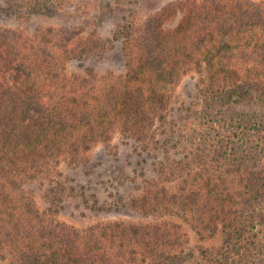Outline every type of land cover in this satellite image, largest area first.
Masks as SVG:
<instances>
[{"label": "rangeland", "instance_id": "rangeland-1", "mask_svg": "<svg viewBox=\"0 0 264 264\" xmlns=\"http://www.w3.org/2000/svg\"><path fill=\"white\" fill-rule=\"evenodd\" d=\"M176 1L182 0H0V52L67 51L63 71L79 87L101 84L106 95H113L115 85L118 90L115 109L120 112L110 137L98 139L77 159L65 157L52 164L50 179L37 176L28 182L41 209L81 229L105 225V237L114 245L115 233L124 227L167 222L179 234L174 238L179 244L171 248L178 253L174 264H219L235 253L232 242L264 236V94L252 91L238 102L218 106L212 120L198 85L202 74L192 69L167 87L162 111L153 112L146 99L150 84L142 81L143 75L139 81L128 77L117 31L127 24L142 27L150 15L173 5L175 15L160 22L168 33L184 17ZM204 1L247 6L252 0ZM196 6H190L193 14L199 13ZM182 37L176 34L174 40ZM138 87L144 93L141 106L152 118L134 131L133 124L122 122L128 110L123 99ZM216 149L225 150L229 158L222 160ZM150 185L168 201L146 212ZM252 189L258 191L256 218L247 220L245 235L231 237L233 211L239 219L246 217ZM55 191L62 192L59 198H53ZM222 204L226 212H221ZM14 242L0 253V264H18L10 256ZM132 245L125 252L136 257L135 264H150L143 257V244H134L136 251Z\"/></svg>", "mask_w": 264, "mask_h": 264}, {"label": "trees", "instance_id": "trees-1", "mask_svg": "<svg viewBox=\"0 0 264 264\" xmlns=\"http://www.w3.org/2000/svg\"><path fill=\"white\" fill-rule=\"evenodd\" d=\"M191 2H175L185 10L184 17L168 33L161 23L175 15L173 5L150 15L137 29L129 24L120 26L117 34L122 39L128 77L139 81L143 75L142 81L150 84L146 99L153 104V112L162 111L167 87L194 69L202 74L198 85L207 108L213 111V120L218 106L238 102L252 91L264 94V0H252L247 6ZM192 4L197 5L198 14L191 12ZM176 34L183 39L175 41ZM66 53L42 48L0 52V253L15 241L10 256L18 264H135L136 257L125 252L131 243V249L143 244V257L150 264L176 263L178 253L171 248L179 244L174 239L179 234L170 223L129 225L115 233L118 242L114 245L105 237V225L81 229L39 207L28 182L37 176L50 179L52 164L65 157L77 159L80 151L98 139L109 138L120 112L115 109L116 85L113 95H106L101 84L79 87L63 71ZM143 94L138 87L123 99L128 112L122 122L133 124L134 131L141 130L138 123L152 118L141 106ZM227 138L232 140L230 135ZM215 152L224 161L230 156L225 150ZM158 190L150 185L146 212L168 201ZM252 192L246 200L250 208L245 210L246 217L239 219L233 211L228 223L231 237L245 235L247 220L256 218L258 191ZM58 193L62 192L55 191L54 199ZM220 207L221 212L227 211V205ZM232 243L235 253L219 264H246L250 259L264 264V236Z\"/></svg>", "mask_w": 264, "mask_h": 264}]
</instances>
